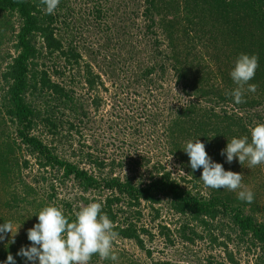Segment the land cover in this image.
Returning a JSON list of instances; mask_svg holds the SVG:
<instances>
[{
  "label": "trees",
  "instance_id": "1",
  "mask_svg": "<svg viewBox=\"0 0 264 264\" xmlns=\"http://www.w3.org/2000/svg\"><path fill=\"white\" fill-rule=\"evenodd\" d=\"M76 6L80 13L87 11L90 19L76 18ZM44 7L39 0H0V185L7 197L5 204L17 207L37 201L35 187L22 176L33 161L39 171L62 172L60 178L66 188L76 184L83 192H97L101 197L96 201L103 203L102 211L116 225L118 239L133 241L149 257L156 239L174 248L179 242L192 246L208 237L210 244L222 246L223 264H239L227 244L234 239V245L245 244L248 251L256 252L254 264H264V216L260 219L256 215L257 206L231 196L227 190L208 188L204 194L197 189L202 169L193 171L183 151L188 141L199 139L208 155L221 159L227 171L232 163L226 162L221 150L232 138L247 136L251 142V129L264 124V108L255 111L264 105V0H60L51 15L45 14ZM138 19L154 57L152 65L140 73L146 86H151V76L156 72L163 77L170 69L182 92L215 104L205 107L190 101L175 108L165 123L166 151L191 179L173 175L161 161L150 164L152 159L146 157L107 158L100 149L91 148L84 153L81 141L82 152H71L79 159L71 161L60 157L42 137V133L56 135L59 131L53 116L60 105L80 122L86 117L82 86L89 94L92 91V106H100L101 98L96 93L102 85L100 75L89 63L82 65L81 45L71 29L82 23L93 32L114 36L123 21L128 27L129 21ZM160 35L166 51L158 49ZM4 43L8 47L3 53ZM216 45L228 49L223 53L225 58L209 56L208 48ZM240 54L256 55L259 67L249 81L257 85V90L245 92L246 102L236 104L228 93L237 87L230 72ZM63 75L64 85L57 81ZM220 103L257 109L246 116L226 109L216 112L215 106ZM156 117L151 115L153 124ZM65 123L67 135L72 130L80 133L71 120ZM233 162L241 165L238 159ZM141 166L146 168L145 174L137 171ZM125 167L130 173L121 177ZM257 167L264 171V164ZM41 177L46 181V176ZM54 187L51 181L50 188ZM144 205L148 223L142 221ZM40 206L50 205L42 199ZM62 208L73 222L81 207L74 208L66 198ZM163 210L174 218L171 225L160 220ZM6 221L4 216L0 218V224ZM227 229L229 232H225ZM9 253L0 248V259L6 261ZM95 257L90 264L95 263ZM210 259L207 261L212 263ZM153 264L189 263L184 257L159 258Z\"/></svg>",
  "mask_w": 264,
  "mask_h": 264
},
{
  "label": "rangeland",
  "instance_id": "2",
  "mask_svg": "<svg viewBox=\"0 0 264 264\" xmlns=\"http://www.w3.org/2000/svg\"><path fill=\"white\" fill-rule=\"evenodd\" d=\"M73 14L76 18H89L87 11L83 13L78 11V6L75 7ZM139 22L140 19L135 20V22L129 21L128 27H126L125 21H123L120 24V29L115 32L114 36L111 33L93 32V29L83 26L82 23L80 25L77 24L76 28L71 29V32L76 37L77 43L81 45L82 65L89 63L93 68V72L100 75L102 85L99 84L96 91L97 95L101 98L100 106L98 108L92 106L89 101L92 91L89 94L85 90L86 87L82 86V96L84 97L82 110L86 112V117L81 114L79 118H84L80 122L73 116H69L68 110L60 105L55 110L53 116L58 124L59 131L56 135L42 133V137L49 145L54 147L55 152L60 157H65L71 161H78L79 158L77 156H71V152H82L80 146L81 143H84V153L89 150L88 148H91L93 151L100 149L101 155L107 158L128 159L127 155L134 158L146 157L152 159L150 164L155 161L163 162L175 176H187L186 171L179 166V162L173 156L168 161L170 153L166 151V144L163 138L165 123L175 108L182 107L190 101H196L205 107H211V105L214 106L215 104L207 100V98L206 100L208 102H205L204 98L199 100L192 93L188 95L182 92L181 86L175 82L173 71L170 69L163 77H160L161 74L156 72L151 76L153 78L151 86H146V81L145 79H141L142 77L140 76L142 74L140 73L148 65H152L153 61L151 60L154 57L151 55V48L145 41L144 31L140 29L141 24ZM158 38L163 43V45L160 43L158 49L166 51L164 39L161 35ZM7 47L8 44L4 43L1 48L3 53ZM198 47L199 45H197L196 49ZM214 48H208L209 56L212 57L213 54L220 59L224 57L223 53L228 50L224 45L222 47L216 45V48ZM49 64L52 63L49 62ZM57 66L59 69H62L60 64ZM206 72L208 71H205L204 75H206ZM57 81H60L64 85V75ZM263 108L264 105H261L258 109L255 108L257 110H254L261 112ZM224 109L227 111L233 110L243 116L249 115L250 113L253 114L254 111L247 107L240 108L233 103H220V105L215 106L216 112H221ZM79 113H82L80 109ZM152 114L157 115L154 124L152 120L150 121ZM69 120L77 125L80 133L72 130L70 132L71 134H66L64 126L66 128L68 127L65 122ZM78 141H81V143ZM213 157L214 155L211 156L213 162L222 164L221 159H213ZM229 167L232 168L227 171L243 174V187L236 191H229L226 188L223 190H227L231 196L235 197L238 196V192L241 190H251L254 193L252 203L259 210L256 212V215L260 219L263 218L264 171L259 170L257 166L248 168L247 161L243 165L232 162ZM145 170L146 168L141 166L137 171L145 174ZM46 171L37 170L33 161H30L28 168L23 170V178L29 181L37 191V195L34 196L37 198L35 203H22L17 207H9L5 204L7 197L2 192L0 185V218L4 216L13 225L12 233L5 234V238L0 240V248L12 252L13 256L15 258L17 257L16 264H31V262L23 257V260H21V257L16 254L22 246L28 247L31 245V242L27 239V230L38 222L36 215L39 213L38 209H43L40 206L42 199L46 200L50 206L55 204L61 207L67 198L75 208L85 205L87 201V204L97 202L96 200L101 197L97 192H83L81 187L76 184L66 188L64 187V181H61L60 178L62 172H57L56 169H48ZM129 173L130 171L126 167L120 171L121 177L129 175ZM43 175L46 176V181L42 180L41 176ZM187 178L191 179V176L189 175ZM51 181L55 184L54 190L50 188ZM197 189H202L204 194L208 192V188L203 185L202 181L199 182ZM29 201L31 200L29 199ZM161 213L160 220L171 225L174 218L166 210H163ZM148 217V209L144 205L142 221L148 223ZM17 228L18 230L16 232ZM229 230L227 229L225 232H229ZM216 233L218 234L217 231ZM219 237L220 241H225L222 236ZM235 243L236 240L234 239V242L227 244L228 248L232 249L235 253V258L239 261V264H254L256 252L248 251L245 244L234 245ZM153 247V254L149 257L133 241L117 239L114 243V249L118 253L119 260L116 262L101 260L97 255L94 258L95 263L93 264H153V261L159 258L184 260V257L187 258L189 264H221L222 261L225 262L222 246L219 247L217 244H210L208 237L204 240L199 239L192 246H187L179 242L174 248H167L163 246L159 239H156ZM207 259H210L212 263H209ZM4 262L3 259H0V263Z\"/></svg>",
  "mask_w": 264,
  "mask_h": 264
},
{
  "label": "clouds",
  "instance_id": "3",
  "mask_svg": "<svg viewBox=\"0 0 264 264\" xmlns=\"http://www.w3.org/2000/svg\"><path fill=\"white\" fill-rule=\"evenodd\" d=\"M39 2L45 6L43 11L47 15L54 14L60 4V0ZM258 67L256 55L240 54L235 61L230 76L237 87L228 95L234 98L236 104L246 102L245 92L254 93L257 90V85L249 81L255 77ZM183 151L189 157L193 171L202 169L200 179L206 188L236 191L243 187V174L226 171L222 164L213 162L206 152L205 144L199 139L188 141ZM220 154L226 157L229 164L234 158L241 165L247 161L248 168L264 164V124H258L251 129V142L247 136L232 138ZM171 159L170 154L168 161ZM237 198L252 203L254 193L248 189L241 190ZM103 206L102 202L81 206L73 222H69L62 206H45L36 215L38 222L27 230V239L31 245L22 246L16 255L31 264H90L94 255H98L101 260L118 261L114 243L119 238V233L114 230L116 225L102 211ZM12 230L11 221L0 224V240L5 238V234H11ZM4 264H16L12 254L7 255Z\"/></svg>",
  "mask_w": 264,
  "mask_h": 264
}]
</instances>
